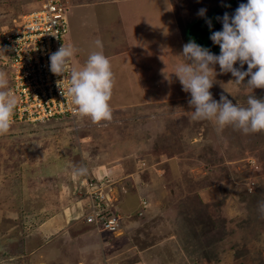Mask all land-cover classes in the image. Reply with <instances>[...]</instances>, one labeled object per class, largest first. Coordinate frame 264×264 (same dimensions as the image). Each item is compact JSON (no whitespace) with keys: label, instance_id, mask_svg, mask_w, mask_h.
<instances>
[{"label":"rangeland","instance_id":"1","mask_svg":"<svg viewBox=\"0 0 264 264\" xmlns=\"http://www.w3.org/2000/svg\"><path fill=\"white\" fill-rule=\"evenodd\" d=\"M229 1H69L63 42L78 50L71 69L100 51L97 39L105 56L109 42L122 49L123 62L112 65L113 120L15 119L0 136V264H264V131L218 130L213 121L192 119L191 94L174 74L194 40L187 25L201 9L206 15ZM39 6L0 0V37ZM88 11L91 24L84 23ZM206 41L195 42L219 55ZM2 55L0 46L10 91L11 67ZM215 71V100L223 94L247 107L250 95L264 98V89L237 84L218 64ZM82 167L87 173L77 174ZM94 176L108 183L105 191L122 212L116 234L89 222L86 194H74L76 183Z\"/></svg>","mask_w":264,"mask_h":264},{"label":"clouds","instance_id":"2","mask_svg":"<svg viewBox=\"0 0 264 264\" xmlns=\"http://www.w3.org/2000/svg\"><path fill=\"white\" fill-rule=\"evenodd\" d=\"M205 13L206 9H201L199 15L203 16ZM221 22L222 30L212 32L210 37L220 47V54L216 55L191 40L184 45L181 54L187 63L178 65L174 74L183 90L191 94L188 103L194 109L192 119L213 121L218 125V130L232 126L244 134L262 132L264 98L250 95L247 99L248 106L242 107L223 94L219 101L215 100L210 90L215 83L217 64L220 72L231 73L237 84L246 83L253 90L264 89V0H247V3H241L234 15L225 13ZM209 25L211 26L210 22ZM95 45L100 51L92 52L81 69H71V87L68 93L79 114L90 117L94 124H100L113 120L110 101L115 76L109 58L103 53L102 41L97 39ZM77 51L73 46L65 47L63 44L58 51L52 53V73L60 76L66 74ZM237 63L239 68L236 67ZM245 64L246 71L243 70ZM247 77L250 79L246 81ZM61 83L62 81L58 82L60 87ZM8 85L7 74L0 71V136L10 131L18 104L17 97L7 90ZM76 171L79 175H85L87 168L82 167ZM86 197L88 198L87 195ZM87 198L85 215L88 211ZM261 208L264 210V205Z\"/></svg>","mask_w":264,"mask_h":264},{"label":"built area","instance_id":"3","mask_svg":"<svg viewBox=\"0 0 264 264\" xmlns=\"http://www.w3.org/2000/svg\"><path fill=\"white\" fill-rule=\"evenodd\" d=\"M32 1L40 6L21 15L19 21L2 34L3 63L11 67L10 92L18 100L13 122L23 118L31 122L51 118L74 119L80 114L68 93L71 67L63 76L50 70V56L63 46V37L70 29L67 13L70 0ZM61 81L60 87L58 82ZM88 184L81 185L80 189L88 196L85 218L97 225L101 223L104 230L116 234L121 228L120 216L107 213L108 209L117 208L115 200L105 191L108 183L98 178L90 179ZM143 203L147 208L145 200ZM113 264L119 263L115 261Z\"/></svg>","mask_w":264,"mask_h":264},{"label":"trees","instance_id":"4","mask_svg":"<svg viewBox=\"0 0 264 264\" xmlns=\"http://www.w3.org/2000/svg\"><path fill=\"white\" fill-rule=\"evenodd\" d=\"M232 1L233 0H230L229 2L222 4V7L228 6L230 3H232ZM212 19L213 20L215 19V9H211V11H209V13H207L206 15L202 16L201 18H198V19L192 21L191 23H189L187 25L186 34L188 36H190L189 38L194 39L196 42H199L200 44L206 45L207 44L206 39H208L210 37V33L212 32L211 31V28H209V26H207V23L208 22H213ZM1 43H2V37H0V46H1ZM210 48L212 50L220 49L219 46H213V45ZM1 63H2V61H1ZM89 173L87 175L90 178ZM96 179H98V177H95V179L93 178V180H96ZM80 188H81V185H79V183H76V185L74 186V190H73L74 191V194H77V192L80 190ZM73 199H75V198H73ZM119 212L122 213L119 210V208L116 209V210L115 209H112V210L111 209H108L107 210V213L109 215L121 216V214ZM136 213H137V211H136ZM137 214H141V213L138 212ZM125 226L126 225L123 223L122 228L124 229V231H126ZM121 262H119V264H122Z\"/></svg>","mask_w":264,"mask_h":264},{"label":"crops","instance_id":"5","mask_svg":"<svg viewBox=\"0 0 264 264\" xmlns=\"http://www.w3.org/2000/svg\"><path fill=\"white\" fill-rule=\"evenodd\" d=\"M80 6H83V7H85V6H87V8H88V5H91V4H79ZM85 10H86V8H85ZM87 11V10H86ZM89 12V11H88ZM136 14H141V13H136ZM82 15H84L83 14V12H82ZM142 15V14H141ZM90 16H91V13L89 12V13H86L85 14V17H84V23H86L85 21H86V19H87V21H88V23L89 24H91L90 22ZM146 16V15H145ZM111 17V16H110ZM97 20V19H96ZM127 20V19H126ZM13 25V23H9L8 24V27L7 28H9V27H11ZM90 26V25H89ZM130 26H132V27H134L135 26V24L134 25H132V24H130ZM7 28H5V29H7ZM133 29H135V28H133ZM103 35H104V33H103ZM108 39L109 40H112V38L109 36L108 37ZM103 43V42H102ZM108 46H113V48H111V47H108V49H110V52L109 53H106V57H109L111 60H110V62H111V66L113 65V63H116V62H123V57H122V49H121V47L120 46H116V42H109L108 44H107ZM99 49V48H98ZM100 50V49H99ZM126 56V57H128V55H126V53H124L123 54V56ZM169 77V76H168ZM146 81H148V79H146L145 80V82H143L142 83V87H143V89H144V91L145 92H147V91H150L151 89H149L148 90V88H147V82ZM134 84H136V82L135 81H133V91L135 92V94H141L142 95V91L141 92H139L138 91V89H136V87H135V85ZM143 104L144 103H141L140 104V107L141 106H143ZM116 105H121L120 103H118V102H115V106ZM139 105V104H138ZM99 170V169H98ZM84 203V206L86 205V199H84V201H83ZM86 202V203H85Z\"/></svg>","mask_w":264,"mask_h":264},{"label":"water","instance_id":"6","mask_svg":"<svg viewBox=\"0 0 264 264\" xmlns=\"http://www.w3.org/2000/svg\"><path fill=\"white\" fill-rule=\"evenodd\" d=\"M241 3H247V0H234L228 6L217 8L215 10V23L211 24L210 26L211 31L214 32L217 31L218 29H221V27H223L221 19L224 16V14L228 13L230 16L234 15L235 10L239 7ZM210 37L208 38V45L212 47L214 42L210 39Z\"/></svg>","mask_w":264,"mask_h":264},{"label":"flooded vegetation","instance_id":"7","mask_svg":"<svg viewBox=\"0 0 264 264\" xmlns=\"http://www.w3.org/2000/svg\"><path fill=\"white\" fill-rule=\"evenodd\" d=\"M233 2V1H232ZM216 10V9H215ZM220 30H222V27H221V29H218L217 31H220ZM212 33V32H211ZM211 33H210V35H211ZM213 46H218V45H216V44H214L213 43Z\"/></svg>","mask_w":264,"mask_h":264}]
</instances>
